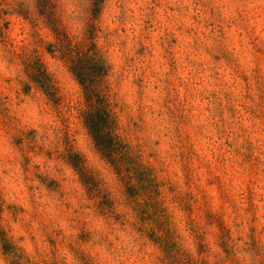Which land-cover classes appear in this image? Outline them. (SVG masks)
Listing matches in <instances>:
<instances>
[{
	"label": "rangeland",
	"instance_id": "obj_1",
	"mask_svg": "<svg viewBox=\"0 0 264 264\" xmlns=\"http://www.w3.org/2000/svg\"><path fill=\"white\" fill-rule=\"evenodd\" d=\"M53 2L156 186L97 150L37 0H0V264H264V0Z\"/></svg>",
	"mask_w": 264,
	"mask_h": 264
},
{
	"label": "trees",
	"instance_id": "obj_2",
	"mask_svg": "<svg viewBox=\"0 0 264 264\" xmlns=\"http://www.w3.org/2000/svg\"><path fill=\"white\" fill-rule=\"evenodd\" d=\"M103 1L94 0L95 17L99 15ZM37 4L39 14L46 18L54 31L55 40L49 44V51L68 64L83 89V117L97 150L113 166L131 195L149 184L156 186L151 169L133 153L131 146L118 133V118L106 86L109 66L93 34L87 40L76 41L57 17L53 0H37ZM36 80L46 91L51 88L46 70Z\"/></svg>",
	"mask_w": 264,
	"mask_h": 264
}]
</instances>
